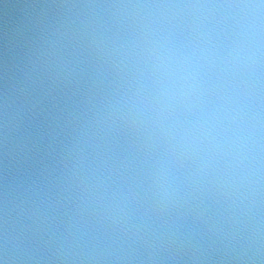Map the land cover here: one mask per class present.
<instances>
[{"label":"clouds","instance_id":"1","mask_svg":"<svg viewBox=\"0 0 264 264\" xmlns=\"http://www.w3.org/2000/svg\"><path fill=\"white\" fill-rule=\"evenodd\" d=\"M243 7L254 10L260 6ZM249 16L238 26L237 38L222 63L234 76L251 81L264 62V30L257 12ZM139 55L143 62L140 75L148 83L149 94L135 100L133 108L150 138L158 133L167 141L169 158L157 175L162 189L167 191L170 180L167 165L175 161L198 156L207 167L210 154L225 146V155L230 156L229 163L234 168L254 158L256 125L246 119L242 105L246 97L238 84L231 89L230 106L225 109L228 127L221 125L216 113L202 110L194 119L181 118L185 113L195 114L199 108L206 90V69L218 58L212 48L204 42H177L170 35L152 32Z\"/></svg>","mask_w":264,"mask_h":264}]
</instances>
